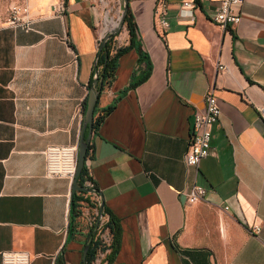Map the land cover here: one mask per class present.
<instances>
[{"label":"crops","instance_id":"crops-1","mask_svg":"<svg viewBox=\"0 0 264 264\" xmlns=\"http://www.w3.org/2000/svg\"><path fill=\"white\" fill-rule=\"evenodd\" d=\"M161 1L164 27L159 0L126 1L132 42L99 86L92 117L109 109L90 129L74 191L115 229L107 264H264V0H242L224 29L209 19L219 0ZM9 2L26 6L30 28L0 20V251L84 264L86 227L68 224L72 178L45 177L41 151L77 144L102 7L0 0L4 10ZM126 44L121 23L109 52ZM206 92L219 113L207 154L190 167L182 155ZM192 184L204 193L189 203Z\"/></svg>","mask_w":264,"mask_h":264},{"label":"built area","instance_id":"built-area-1","mask_svg":"<svg viewBox=\"0 0 264 264\" xmlns=\"http://www.w3.org/2000/svg\"><path fill=\"white\" fill-rule=\"evenodd\" d=\"M91 8L94 9L95 3L103 0H90ZM242 0H219L214 11L209 15V19L221 29L235 24L239 20V14L233 10ZM187 6V3H182ZM63 7L61 2L52 5V11L60 13ZM185 10V9H184ZM7 17L5 23L12 27L20 29L30 28V20L27 16L26 6L24 4H16L9 2L6 7ZM105 10L102 14L95 18L97 27L100 32L104 29L102 22ZM104 13V14H103ZM159 14L158 24L162 27L167 25L165 19L162 18L163 3L159 0L157 6ZM190 16L189 11L185 12ZM161 15V16H160ZM106 16V15H105ZM111 20V16H107ZM108 21V22H109ZM221 68V66H217ZM257 113L264 124V107H257ZM219 109L214 97L206 92L203 96V106L201 110L195 109L191 115L190 131L186 149L182 155L183 163L190 167H196L200 159L205 157L209 149V129L218 117ZM75 144H49L41 151L43 156V175L45 177H63L71 179L75 169ZM84 183H88L87 180ZM204 193L203 187L192 184L184 193L185 200L189 203L201 199ZM81 199L78 201L77 209L79 217L86 227V236L93 243V254L88 264H107L105 255L109 250L111 234L105 226V220L98 218L97 211L93 205V201L87 194L81 192ZM256 231L257 227H253ZM0 264H28V257L21 250H4L0 251Z\"/></svg>","mask_w":264,"mask_h":264},{"label":"trees","instance_id":"trees-1","mask_svg":"<svg viewBox=\"0 0 264 264\" xmlns=\"http://www.w3.org/2000/svg\"><path fill=\"white\" fill-rule=\"evenodd\" d=\"M127 8V7H126ZM122 23L124 24L126 33H127V44L125 46L122 47H117L114 49L113 52H109L110 50V38L106 39L103 43V45L101 47H97L96 51H95V57H96V65L98 67V71H97V80L99 82V86L102 83H106L112 76V70L114 67V58L117 54H119L120 51H124V49H126L128 46H130L131 42H132V36H133V27L132 24L130 22V17L129 14L127 12V9L125 11V14L122 18ZM89 81H90V76H89ZM139 81V79L133 80L131 83H129V86H133L135 85L137 82ZM99 89V87H98ZM82 106H83V100L81 102V110H82ZM109 109V106H106L105 108L102 109L100 114H96V116L92 117L91 114V127L95 126L98 121L100 120L102 113H105L107 110ZM93 113V110H92ZM85 155V152H84ZM83 168L81 167V169L79 170V173L76 176V180L77 183L80 182V176L82 174ZM81 192L80 191H74L71 193L70 195V199H69V217H70V223L72 221V219L77 216L78 214V209H77V205H78V201L81 199ZM111 224V223H110ZM105 226L108 228L110 234H111V240H110V244H109V250L107 252V254L105 255V259L108 263V261L110 260V258L112 257L114 251H115V229L112 227V224L109 225V223L105 222ZM93 254V243L91 241L88 240V244H87V249L85 252V256H84V264H88V261L90 260L91 256Z\"/></svg>","mask_w":264,"mask_h":264},{"label":"water","instance_id":"water-1","mask_svg":"<svg viewBox=\"0 0 264 264\" xmlns=\"http://www.w3.org/2000/svg\"><path fill=\"white\" fill-rule=\"evenodd\" d=\"M117 1L118 3H117L116 11H115V17L114 19H112L110 24H108L98 35L97 40H96L95 51L98 46L101 47L103 45L106 39L113 36L117 32L119 27L121 26L122 18L125 14L126 7H127L126 5L127 0H117ZM97 71H98V67L96 65V57H94L90 81L88 83V87L86 89V93L83 98V106L81 110L80 130H79L78 140L76 144V152H75V169H74V174L72 176V192L74 190L81 189L80 187L75 185V177L81 168L83 157H84V152L86 148L87 138L89 136L90 129H91V114H92L93 107L95 105V101H96L97 93H98V87H99V82L97 80ZM68 224L70 226V217L68 219ZM88 240H89V237H86V244H84L82 247V251H81L82 259H84Z\"/></svg>","mask_w":264,"mask_h":264},{"label":"rangeland","instance_id":"rangeland-1","mask_svg":"<svg viewBox=\"0 0 264 264\" xmlns=\"http://www.w3.org/2000/svg\"><path fill=\"white\" fill-rule=\"evenodd\" d=\"M117 3H118L117 0H103V3L98 2V4L102 7V9L105 10L104 12L105 15L107 14V16H112L115 14ZM6 17H7V11L4 10V3H0V20H4L6 19Z\"/></svg>","mask_w":264,"mask_h":264}]
</instances>
